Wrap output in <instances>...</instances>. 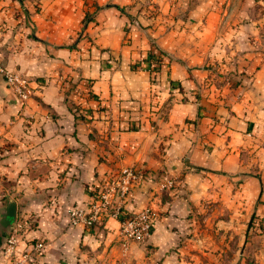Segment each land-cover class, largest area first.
Returning <instances> with one entry per match:
<instances>
[{
    "label": "crops",
    "instance_id": "1",
    "mask_svg": "<svg viewBox=\"0 0 264 264\" xmlns=\"http://www.w3.org/2000/svg\"><path fill=\"white\" fill-rule=\"evenodd\" d=\"M0 65L33 90L22 106L0 75V220L15 202L17 258L120 264L119 220L73 226L68 210L136 168L145 178L124 208L151 210L157 251L146 260L133 244L130 262L207 264L177 251L197 212L195 244L213 229L238 246L245 231L231 262L264 264V0H0ZM9 232L0 226V264Z\"/></svg>",
    "mask_w": 264,
    "mask_h": 264
},
{
    "label": "built area",
    "instance_id": "2",
    "mask_svg": "<svg viewBox=\"0 0 264 264\" xmlns=\"http://www.w3.org/2000/svg\"><path fill=\"white\" fill-rule=\"evenodd\" d=\"M152 66H154L152 64ZM0 75L6 84L17 95L22 106H25L33 95V90L28 80L21 75L7 70L0 65ZM145 178L142 170L126 168L121 170L118 177L105 186L99 198L95 199L86 209H69L68 215L73 226H95L108 217L121 220L120 236L125 251L128 250L131 242L141 243L147 241L152 233L153 214L150 209H145L134 216L126 217L124 203L132 190H135L139 183ZM170 186H172L170 184ZM26 225L22 221H16L7 237L6 245L2 251L3 260L8 264H26L30 254H24L17 258L16 252L20 239L24 236ZM46 249L44 241H38L34 246V255H41Z\"/></svg>",
    "mask_w": 264,
    "mask_h": 264
},
{
    "label": "rangeland",
    "instance_id": "3",
    "mask_svg": "<svg viewBox=\"0 0 264 264\" xmlns=\"http://www.w3.org/2000/svg\"><path fill=\"white\" fill-rule=\"evenodd\" d=\"M147 3V2H146ZM145 9V11L143 12L145 18L148 20V22L150 23L149 25L152 26L153 23H155V20H156V17H157V9L156 7L154 8H151L150 7V4H146L145 6H143V10ZM134 24V25H140L138 20H135V21H131V24L130 26ZM159 62H160V59L158 58H154L152 59V61L150 62V66L148 68L147 71H149V73L153 76V77H156L157 75V64L159 65ZM152 64L154 66H152ZM235 72L234 71H230L228 74L229 76L231 74H234ZM170 184L172 186H170ZM166 187H169V188H174L175 187V183H172V182H169L167 183ZM135 214L133 215H128V214H125L126 217H129V216H134ZM211 216V214L209 213L208 214V218ZM190 221H189V224H190V229H189V235L185 236L183 238V240L181 241V245L177 247V251H180L181 249H186L187 248V251L188 254H186L185 256L187 257H192L191 255H198L201 259H202V262L203 260L205 259L207 264H253V263H246V262H243L241 259L238 263L236 262H231L230 258L233 257L235 258L236 256H240L242 258V253L244 251L243 247H242V244L244 242V234H245V231L243 232H240L238 237H239V241L238 243L240 245L236 246L235 244V239H231V235H232V232H225L224 235H225V239L223 241V243H220L219 239H218V242L215 241V231L213 229H210V230H205L202 232V237L206 236L207 237V240H204L203 241V244L199 245V244H195L197 243L198 239H197V235H200V231H198L196 229V227L200 226L202 223H203V216L202 215H199L197 212H193L191 213L190 215ZM105 221V219L103 220ZM102 222V221H101ZM120 222V230H119V242H120V247L118 249L122 259H121V263L122 264H136L135 261L133 262H130L129 261V250H130V247L133 245V244H141L142 246H145V248H148L145 250V258L146 260H148L147 258H151L155 255L156 251H157V248L155 247H149L148 245V242L150 241L151 238H149L147 241H144V242H141V243H134V242H131L130 245H129V248L127 251H125L124 249V246H123V243H122V237L120 236V231H121V220H119ZM255 223V222H254ZM258 225L256 224V226H254V233L256 234H262V230L261 228H263V226L261 225L262 222L258 221ZM195 234V238L196 240L194 241V239H192L193 235ZM188 244L190 245H193V246H187ZM257 247L256 249L259 247L261 248L262 247V243L261 242H257ZM118 253V254H119ZM179 253V252H178ZM250 252L249 250H247L246 252V255H248ZM219 255H222L223 256V260L219 259L218 261H215L216 257L215 256H219ZM252 255V254H251ZM107 263H104V264H108L109 261L107 260L106 261ZM150 263L152 261H149ZM120 263V264H121ZM118 264V262L116 263ZM151 264H162V263H151ZM187 264V263H186Z\"/></svg>",
    "mask_w": 264,
    "mask_h": 264
},
{
    "label": "water",
    "instance_id": "4",
    "mask_svg": "<svg viewBox=\"0 0 264 264\" xmlns=\"http://www.w3.org/2000/svg\"><path fill=\"white\" fill-rule=\"evenodd\" d=\"M9 218H13V222L9 221ZM17 221V205L15 202H9L1 214L0 226L10 230Z\"/></svg>",
    "mask_w": 264,
    "mask_h": 264
}]
</instances>
